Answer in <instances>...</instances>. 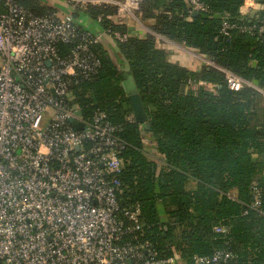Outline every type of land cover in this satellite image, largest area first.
I'll return each mask as SVG.
<instances>
[{"label":"trees","instance_id":"obj_1","mask_svg":"<svg viewBox=\"0 0 264 264\" xmlns=\"http://www.w3.org/2000/svg\"><path fill=\"white\" fill-rule=\"evenodd\" d=\"M17 1L37 15L59 11L51 0ZM202 1L207 10L193 16L187 0H143L138 17L154 34L215 66L174 54L179 62L154 34L115 44L105 40L93 46L101 68L74 89V103L84 117L102 110L122 126L127 145L118 195L124 207H139L145 236L160 257L195 264L196 257L228 247L231 264H264V218L248 209L258 183L264 210V34L221 32L225 19L258 26L264 10L251 19L241 14L245 0ZM116 14L115 6L99 5L74 17L82 28L92 30L82 18H101L106 34L128 33ZM222 69L248 84L230 89ZM125 70L134 78L151 131L128 120L133 112L124 107Z\"/></svg>","mask_w":264,"mask_h":264},{"label":"built area","instance_id":"obj_2","mask_svg":"<svg viewBox=\"0 0 264 264\" xmlns=\"http://www.w3.org/2000/svg\"><path fill=\"white\" fill-rule=\"evenodd\" d=\"M60 1L66 12L37 15L17 0H0V264H180L176 256H159L139 207L126 208L119 198L122 126L102 110L84 117L74 103V89L101 68L93 46L131 35L106 34L101 18L93 22L98 32L82 28L74 13L112 5L119 21L140 23L143 0ZM187 2L192 13L207 10L202 0ZM234 29L262 36L264 22L223 20L224 36ZM222 71L230 89L248 84ZM128 120L135 121L133 114ZM251 193L248 209L264 218L258 183ZM233 257L226 247L195 264H231Z\"/></svg>","mask_w":264,"mask_h":264},{"label":"crops","instance_id":"obj_3","mask_svg":"<svg viewBox=\"0 0 264 264\" xmlns=\"http://www.w3.org/2000/svg\"><path fill=\"white\" fill-rule=\"evenodd\" d=\"M52 5H55L59 10L61 11H66L67 8L66 6L60 1V0H51L50 1ZM264 4H260L258 0H245L244 5L241 7V14L246 17H250L252 12H255L256 14L263 9ZM62 8V9H61ZM84 19V20H83ZM84 22V26L87 28H92L93 31L98 32L99 29L95 27L94 23L92 20L89 18H82ZM82 22V24H83ZM127 24V26L134 27L135 30L131 31V35L135 37H142L144 38L147 34H154L147 26H145L141 21L140 23L135 22L134 20L128 19L123 21ZM156 35V34H154ZM165 45H167L168 48H166V51L169 52V54H173L172 56L176 57V59L180 62V55L183 54H192L189 52L187 49L169 41L165 37H161L156 35ZM172 48H174L176 51H174ZM178 54V55H174ZM184 59V58H183ZM121 64H124L123 60L121 59ZM186 65V64H185ZM198 68H200L198 66Z\"/></svg>","mask_w":264,"mask_h":264},{"label":"water","instance_id":"obj_4","mask_svg":"<svg viewBox=\"0 0 264 264\" xmlns=\"http://www.w3.org/2000/svg\"><path fill=\"white\" fill-rule=\"evenodd\" d=\"M260 4H264V0H258ZM62 9V8H61ZM198 12H194L193 16H198ZM256 16L255 12H252L250 15V18L253 19ZM252 21V20H251ZM134 27H130L129 31H134ZM123 82L122 86L127 93L128 101L124 103V107L126 111H129L130 109L133 112L135 123L142 125L146 131L152 130V123L149 121L148 114L144 108L143 101L141 99V96L139 94L138 88L136 86V83L134 81L133 76L131 75L130 71L125 70L123 73ZM79 117L82 116V112L78 111L76 113ZM71 122H74L73 119ZM76 128L81 130L83 128L82 123H76ZM78 149V148H77Z\"/></svg>","mask_w":264,"mask_h":264},{"label":"rangeland","instance_id":"obj_5","mask_svg":"<svg viewBox=\"0 0 264 264\" xmlns=\"http://www.w3.org/2000/svg\"><path fill=\"white\" fill-rule=\"evenodd\" d=\"M130 21H131V19H130ZM110 41L113 42L112 39H111ZM189 55H191V56H193L194 58H196V59H198L199 61H201V60H200V58H201L200 56H197V55H195V54H189ZM201 63L203 64V62H201Z\"/></svg>","mask_w":264,"mask_h":264}]
</instances>
